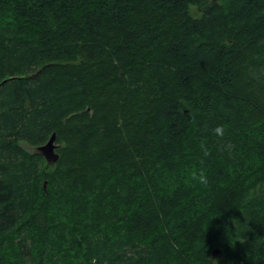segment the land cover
Segmentation results:
<instances>
[{"label":"trees","instance_id":"16d2710c","mask_svg":"<svg viewBox=\"0 0 264 264\" xmlns=\"http://www.w3.org/2000/svg\"><path fill=\"white\" fill-rule=\"evenodd\" d=\"M0 264H264V0H0Z\"/></svg>","mask_w":264,"mask_h":264},{"label":"water","instance_id":"95a60500","mask_svg":"<svg viewBox=\"0 0 264 264\" xmlns=\"http://www.w3.org/2000/svg\"><path fill=\"white\" fill-rule=\"evenodd\" d=\"M55 135L53 134L46 144L37 148V151L43 156L48 163H55L58 159V155L55 153L56 146L54 144ZM46 183L43 187L45 188Z\"/></svg>","mask_w":264,"mask_h":264},{"label":"clouds","instance_id":"9594fccd","mask_svg":"<svg viewBox=\"0 0 264 264\" xmlns=\"http://www.w3.org/2000/svg\"><path fill=\"white\" fill-rule=\"evenodd\" d=\"M214 132H215L216 134H218V135H222V134H223V130H222L221 127H216V128L214 129ZM200 180H201L202 182L206 180V177L203 175V173H201V175H200Z\"/></svg>","mask_w":264,"mask_h":264},{"label":"rangeland","instance_id":"374dc122","mask_svg":"<svg viewBox=\"0 0 264 264\" xmlns=\"http://www.w3.org/2000/svg\"><path fill=\"white\" fill-rule=\"evenodd\" d=\"M191 11L194 17H199L200 13L195 8H191ZM27 149L30 150V148H27Z\"/></svg>","mask_w":264,"mask_h":264},{"label":"bare ground","instance_id":"6f19581e","mask_svg":"<svg viewBox=\"0 0 264 264\" xmlns=\"http://www.w3.org/2000/svg\"><path fill=\"white\" fill-rule=\"evenodd\" d=\"M202 228V227H201Z\"/></svg>","mask_w":264,"mask_h":264}]
</instances>
